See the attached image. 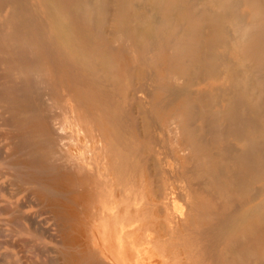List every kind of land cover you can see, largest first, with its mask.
I'll return each mask as SVG.
<instances>
[{
	"label": "bare ground",
	"instance_id": "6f19581e",
	"mask_svg": "<svg viewBox=\"0 0 264 264\" xmlns=\"http://www.w3.org/2000/svg\"><path fill=\"white\" fill-rule=\"evenodd\" d=\"M0 264H264V0H0Z\"/></svg>",
	"mask_w": 264,
	"mask_h": 264
}]
</instances>
